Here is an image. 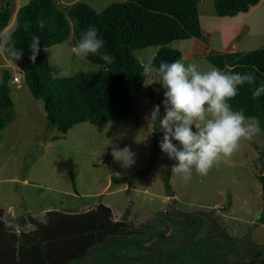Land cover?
I'll list each match as a JSON object with an SVG mask.
<instances>
[{
	"label": "rangeland",
	"instance_id": "rangeland-1",
	"mask_svg": "<svg viewBox=\"0 0 264 264\" xmlns=\"http://www.w3.org/2000/svg\"><path fill=\"white\" fill-rule=\"evenodd\" d=\"M11 1L13 17L0 35V81L8 70L14 101V119L0 130V216L21 219L23 227H37V235L53 237L57 232L53 225L75 216L71 209L84 213L97 205L100 214L125 227L144 224V234L152 235L151 240L157 236V226L168 227L164 230L177 245L167 251V257L154 258V264H235L237 259L263 264L258 259L264 258L260 220L264 198L259 180L264 173V132L256 118L237 116L224 107L221 72L207 55L264 47V0L235 16H218L212 0H201L204 38L171 44L183 53L181 76L158 86L168 71L151 66L130 115L98 125L78 123L67 134L48 127L43 100L33 96L18 63L5 57V38L17 26L19 8L29 2ZM57 1L64 8L84 1L102 11L123 0ZM157 50L150 46L136 55L150 65ZM46 52L56 77L104 68L86 57L84 46L77 45L73 35ZM193 68L198 76L182 87ZM181 90L188 97L184 107ZM184 120L196 125L204 143L198 156H185L176 147L180 138L173 128ZM177 162L181 166L171 177L174 195H168L163 176ZM158 241L156 237L153 242ZM147 246L118 239L99 249L88 248L80 260L67 258L61 263L150 264L140 258ZM145 254L149 255L146 250Z\"/></svg>",
	"mask_w": 264,
	"mask_h": 264
},
{
	"label": "trees",
	"instance_id": "trees-1",
	"mask_svg": "<svg viewBox=\"0 0 264 264\" xmlns=\"http://www.w3.org/2000/svg\"><path fill=\"white\" fill-rule=\"evenodd\" d=\"M200 1L123 0L97 11L84 1L64 8L57 0H29L17 12L18 23L5 38L4 54L8 60L18 63L33 96L43 100L48 127L56 126L67 134L78 123L88 121L98 125L130 115L134 98L151 66L168 71L158 86L163 80L180 77L178 69L183 53L171 44L192 37L204 38ZM212 1L218 16H235L248 12L261 0ZM12 17V1L2 0L0 35ZM72 35L77 45L84 46L89 60L103 65L102 70L63 77L52 74L46 48ZM150 46L158 47L157 53L150 65L143 64L136 52ZM207 59L221 72L220 97L224 107L237 116L256 118L264 132V47L210 53ZM197 76L198 71L193 68L181 86H190ZM11 78L6 70L0 81V130L14 119ZM181 92L180 105L184 107L188 97L184 90ZM158 112L155 106L156 120ZM173 134L180 138L176 147L185 156H198L204 151V143L193 122L181 121L173 128ZM180 166L177 162L165 171L163 179L168 195H174L171 177ZM259 180L264 198V173L259 175ZM260 220L264 223V214ZM156 237L160 240L157 243L153 242ZM156 237L142 248V261L154 264L157 254L163 259L177 245L175 238L169 237L164 229Z\"/></svg>",
	"mask_w": 264,
	"mask_h": 264
},
{
	"label": "flooded vegetation",
	"instance_id": "flooded-vegetation-1",
	"mask_svg": "<svg viewBox=\"0 0 264 264\" xmlns=\"http://www.w3.org/2000/svg\"><path fill=\"white\" fill-rule=\"evenodd\" d=\"M71 212H74V217L68 216L61 224L53 225L57 230L53 237L37 235L34 233L37 227L33 225L34 228H25L21 219L15 221L4 220V216H0V264H63L61 262L67 258L80 260L90 250L99 249L101 246L115 242L118 239L125 238L149 243L152 237V235L150 237L145 236L146 229L142 228L144 224L135 226L133 223L135 227L132 228H129V225L125 227L122 224L123 227L115 219L100 214L101 211H99L97 205L85 210L84 213L79 211L78 208L71 209ZM28 219L26 218L27 221ZM40 225L42 229H45L43 222ZM157 227V233L164 229V227L163 229ZM200 229L201 226L195 230ZM88 248L91 249L86 251ZM64 253H66L65 258L63 257ZM160 255L157 254V257L159 258ZM258 260L264 264V258ZM239 263L250 264L251 262L240 259L235 260V264Z\"/></svg>",
	"mask_w": 264,
	"mask_h": 264
},
{
	"label": "crops",
	"instance_id": "crops-1",
	"mask_svg": "<svg viewBox=\"0 0 264 264\" xmlns=\"http://www.w3.org/2000/svg\"><path fill=\"white\" fill-rule=\"evenodd\" d=\"M2 47V46H1ZM2 48H4V45H3V47ZM11 209V208H10Z\"/></svg>",
	"mask_w": 264,
	"mask_h": 264
},
{
	"label": "built area",
	"instance_id": "built-area-1",
	"mask_svg": "<svg viewBox=\"0 0 264 264\" xmlns=\"http://www.w3.org/2000/svg\"><path fill=\"white\" fill-rule=\"evenodd\" d=\"M15 79H18L17 77H15Z\"/></svg>",
	"mask_w": 264,
	"mask_h": 264
},
{
	"label": "clouds",
	"instance_id": "clouds-1",
	"mask_svg": "<svg viewBox=\"0 0 264 264\" xmlns=\"http://www.w3.org/2000/svg\"><path fill=\"white\" fill-rule=\"evenodd\" d=\"M9 26V25H8Z\"/></svg>",
	"mask_w": 264,
	"mask_h": 264
}]
</instances>
